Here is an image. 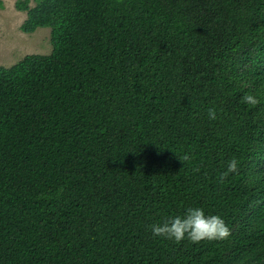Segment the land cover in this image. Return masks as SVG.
<instances>
[{
    "label": "trees",
    "instance_id": "trees-1",
    "mask_svg": "<svg viewBox=\"0 0 264 264\" xmlns=\"http://www.w3.org/2000/svg\"><path fill=\"white\" fill-rule=\"evenodd\" d=\"M30 2L53 47L0 66V264H264V0ZM189 208L229 236L153 235Z\"/></svg>",
    "mask_w": 264,
    "mask_h": 264
},
{
    "label": "rangeland",
    "instance_id": "rangeland-1",
    "mask_svg": "<svg viewBox=\"0 0 264 264\" xmlns=\"http://www.w3.org/2000/svg\"><path fill=\"white\" fill-rule=\"evenodd\" d=\"M0 7V66H11L30 55H48L52 51L51 28L39 27L33 33L24 32L21 25L26 11L16 9V0H3ZM36 0H31L34 6Z\"/></svg>",
    "mask_w": 264,
    "mask_h": 264
},
{
    "label": "clouds",
    "instance_id": "clouds-1",
    "mask_svg": "<svg viewBox=\"0 0 264 264\" xmlns=\"http://www.w3.org/2000/svg\"><path fill=\"white\" fill-rule=\"evenodd\" d=\"M243 100L250 105L258 103L252 95H246ZM209 116L212 119L216 118L214 109L209 110ZM179 158L183 163L188 160L187 155ZM237 170V161L235 159L229 161L227 171L221 175V181L229 173ZM151 228L154 236L174 240L177 243L186 237L193 243H199L202 240L225 239L230 234V229L220 216H206L200 208H189L183 217H172L163 223L153 224Z\"/></svg>",
    "mask_w": 264,
    "mask_h": 264
}]
</instances>
